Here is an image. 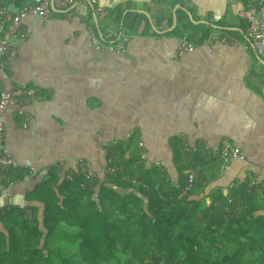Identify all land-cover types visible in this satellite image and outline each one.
I'll use <instances>...</instances> for the list:
<instances>
[{"label": "crops", "instance_id": "1", "mask_svg": "<svg viewBox=\"0 0 264 264\" xmlns=\"http://www.w3.org/2000/svg\"><path fill=\"white\" fill-rule=\"evenodd\" d=\"M255 1L74 0L67 15L57 9L43 20L25 17L29 33L3 58L0 90L33 88L36 98L23 105L26 126L17 105L3 112L2 147L25 174L0 192V213H40L35 198L48 199L52 190L50 183L36 187L50 172L67 180L80 161L105 181L108 150L117 145L124 157L141 153L148 167L160 162L176 183V139L213 168L191 199L218 207L254 180L263 183L264 202V56L246 37L241 15ZM132 13L141 18L133 33L125 23ZM4 26L0 19V34ZM216 31L231 42H207ZM184 37L194 47L178 56ZM223 138L243 157L220 161Z\"/></svg>", "mask_w": 264, "mask_h": 264}, {"label": "trees", "instance_id": "2", "mask_svg": "<svg viewBox=\"0 0 264 264\" xmlns=\"http://www.w3.org/2000/svg\"><path fill=\"white\" fill-rule=\"evenodd\" d=\"M2 1L0 7L15 8L30 2ZM136 15L125 18L132 33L141 24ZM173 153L176 183L162 165L146 166L141 153L124 157L120 145L109 148L116 171L101 183L79 171L69 181L48 173L36 187L50 183L52 190L48 199L35 198L43 203L40 213L36 207L0 213L6 231L0 230V264H264L261 184L205 206L190 195L213 178V168L178 139ZM18 168L2 176L5 185L23 178Z\"/></svg>", "mask_w": 264, "mask_h": 264}, {"label": "built area", "instance_id": "3", "mask_svg": "<svg viewBox=\"0 0 264 264\" xmlns=\"http://www.w3.org/2000/svg\"><path fill=\"white\" fill-rule=\"evenodd\" d=\"M92 3L95 0H89ZM74 0H33L24 4L19 8L14 6H1L0 18H2L5 26L0 34V68L3 64V58L8 54L13 46V40L22 41L26 38L29 31L21 27V21L27 16L37 17L39 19H46L51 16L56 10H62L66 15L68 14V8L72 5ZM254 5L244 9L241 13L246 22V37L250 40L254 51L264 56V0H256ZM207 42H220L228 43L231 40L225 37L221 32H213L207 38ZM194 44L188 41L185 37L178 43L177 54L181 56L185 51L192 49ZM36 98V91L33 88L15 86L8 90H0V192L7 186L12 185L14 182L7 180L6 185L2 182L1 178L9 170L21 167L22 165L12 156L5 153L2 147V135H3V112L9 105H17L18 115L22 118V125L26 126L31 120L30 117L22 110L25 103ZM142 143H139L141 146ZM184 147H187L184 144ZM188 150V149H187ZM232 157L243 156L240 154L239 148L233 146L228 139L223 138L219 143V158L222 162L229 161ZM113 158L108 157L104 174L114 175L116 167L112 164ZM155 166H161V163L156 161L153 163ZM31 170L34 168L31 167ZM81 175L85 176L87 181L91 182L97 173L91 167L88 161H80L79 169ZM68 179L72 178V172L68 174ZM193 180V175L189 176V185L182 190V193L190 188V183ZM263 184V183H261ZM256 181H251V186L254 187ZM263 185L256 186L257 189L262 188Z\"/></svg>", "mask_w": 264, "mask_h": 264}, {"label": "rangeland", "instance_id": "4", "mask_svg": "<svg viewBox=\"0 0 264 264\" xmlns=\"http://www.w3.org/2000/svg\"><path fill=\"white\" fill-rule=\"evenodd\" d=\"M54 254V253H53Z\"/></svg>", "mask_w": 264, "mask_h": 264}]
</instances>
